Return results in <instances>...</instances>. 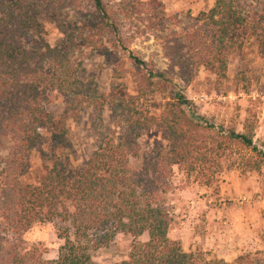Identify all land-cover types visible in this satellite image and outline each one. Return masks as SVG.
I'll list each match as a JSON object with an SVG mask.
<instances>
[{
	"label": "trees",
	"instance_id": "1",
	"mask_svg": "<svg viewBox=\"0 0 264 264\" xmlns=\"http://www.w3.org/2000/svg\"><path fill=\"white\" fill-rule=\"evenodd\" d=\"M125 20H137L144 34L161 42L163 57L185 85L202 69L225 77L230 57L248 42L264 59V0H217L197 15L170 14L159 0H121L116 9L105 0H0V153L7 151L0 154V264H97L95 253L118 233L135 239L123 264H264L261 251L228 262L187 252L169 236L174 169L197 173L211 186L229 168L230 154L241 147L258 151L254 128L247 124L240 133L190 114V101L172 79L130 50L134 36ZM46 22L62 35L54 47ZM87 53L125 76L102 90L83 77L77 56ZM156 86L168 91L167 101L159 115L145 114L141 102ZM54 92L64 104L57 116L47 110ZM106 109L114 129L102 133L89 159L70 168L69 122L87 114L103 120ZM153 129L160 140L143 151L141 140ZM36 153L43 170L33 182L28 160ZM140 157L136 169L132 160ZM57 219L71 228L61 234L58 258L45 260L25 236ZM145 234L148 241L137 240Z\"/></svg>",
	"mask_w": 264,
	"mask_h": 264
},
{
	"label": "rangeland",
	"instance_id": "2",
	"mask_svg": "<svg viewBox=\"0 0 264 264\" xmlns=\"http://www.w3.org/2000/svg\"><path fill=\"white\" fill-rule=\"evenodd\" d=\"M147 2L148 0H143ZM170 14L191 13L197 15L210 10L217 0H159ZM116 9L121 0H105ZM131 36L130 50L139 51L150 67L165 72L172 79L175 90L185 95L191 103L190 114L202 122L216 126L235 127L240 133L250 124L254 128V147L242 148L230 154L229 168L225 169L211 186H206L197 173L174 169L167 195V208L172 218L169 236L181 242L187 252L202 251L211 257L233 261L238 256L261 251L264 253V59L256 46L248 42L241 52L229 59L225 77L202 69L198 77L185 85L178 70H171L163 57L161 42L143 33L140 22L125 20ZM47 40L55 46L62 37L55 25L44 23ZM138 26H140L138 28ZM77 56V62L85 68L83 77L94 80L102 90H107L125 76L98 55ZM126 68L131 69L126 58ZM119 70V71H118ZM168 91L155 87V93L141 102L145 114L159 115ZM64 109L58 93H51L47 110L59 115ZM111 112H103V120L87 114L81 121L69 122L73 143L70 168L76 169L89 159L101 142L103 132L113 130ZM158 129L149 131L141 140L143 151L160 140ZM50 151V146L43 148ZM259 152H263L262 154ZM2 151L0 154H6ZM143 156V153H142ZM143 158L133 159L136 169L142 166ZM29 181H35L43 170L39 153L29 157ZM71 228L69 222L57 219L52 223L38 225L26 234L28 245H36L43 251L45 260H55L64 244L61 234ZM72 233V230L70 231ZM148 241L145 234L137 239ZM135 239L118 233L111 245L94 255L97 264H123L128 259Z\"/></svg>",
	"mask_w": 264,
	"mask_h": 264
}]
</instances>
